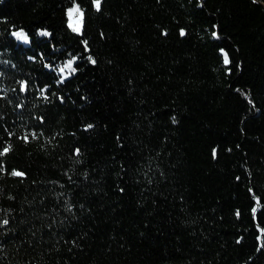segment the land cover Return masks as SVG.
<instances>
[{"label": "trees", "instance_id": "1", "mask_svg": "<svg viewBox=\"0 0 264 264\" xmlns=\"http://www.w3.org/2000/svg\"><path fill=\"white\" fill-rule=\"evenodd\" d=\"M9 145L0 264H264V0H0Z\"/></svg>", "mask_w": 264, "mask_h": 264}, {"label": "snow or ice", "instance_id": "2", "mask_svg": "<svg viewBox=\"0 0 264 264\" xmlns=\"http://www.w3.org/2000/svg\"><path fill=\"white\" fill-rule=\"evenodd\" d=\"M93 4H94L95 9L97 11H99L100 8H101V0H93ZM67 15L69 17V27H71L74 32L80 33L81 30H82L83 12L80 9L79 5H75L74 7L70 8L68 10ZM74 15H75V21H73ZM12 35L15 36L17 38V40H20V41L28 42V40H29L28 35L22 30L13 32ZM41 35L47 36V35H50V33L42 32ZM181 35H184L183 30L181 31ZM213 35L217 36L216 33H213ZM217 38H218V36H217ZM84 44H85V49L87 50V41H84ZM221 52L223 53V63L225 65H228L230 63V60H229V57H228L227 53L224 52L223 49H221ZM77 59H78L77 57H73L72 59L68 60L59 69V72L60 73H66L67 72L68 75H71V74L75 73L76 69L74 68L73 65L75 64ZM88 60L92 64L96 63L95 59L92 58L91 56L88 57ZM26 87H27L26 82H21V91H24L26 89ZM88 127H92V126L89 125ZM29 135H31V137L33 139L37 138V134L35 132H32L30 134L26 133L25 136L22 137V139H24L25 142H27ZM10 147H11V145H9L8 147H5L3 149V151L0 152V155H3L5 153H7L10 150ZM76 154L79 155V149H76ZM213 155L215 156V152L213 153ZM11 175L22 177L24 174L22 172L14 170V171H12ZM253 211H255V209H253ZM237 215H239V213H237ZM8 223H9V221L7 219H3L2 221H0V224H2V225H7Z\"/></svg>", "mask_w": 264, "mask_h": 264}, {"label": "rangeland", "instance_id": "3", "mask_svg": "<svg viewBox=\"0 0 264 264\" xmlns=\"http://www.w3.org/2000/svg\"><path fill=\"white\" fill-rule=\"evenodd\" d=\"M73 21H75V15H74V17H73Z\"/></svg>", "mask_w": 264, "mask_h": 264}]
</instances>
